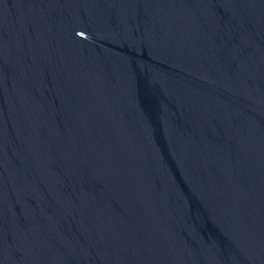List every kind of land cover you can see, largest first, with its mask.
Instances as JSON below:
<instances>
[{"label":"water","instance_id":"95a60500","mask_svg":"<svg viewBox=\"0 0 264 264\" xmlns=\"http://www.w3.org/2000/svg\"><path fill=\"white\" fill-rule=\"evenodd\" d=\"M0 264H264V0H0Z\"/></svg>","mask_w":264,"mask_h":264}]
</instances>
